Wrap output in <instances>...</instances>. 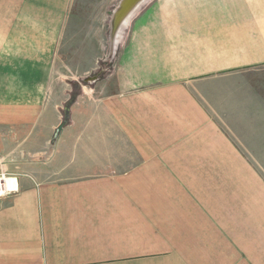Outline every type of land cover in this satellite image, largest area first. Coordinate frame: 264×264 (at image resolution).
<instances>
[{
    "label": "crops",
    "instance_id": "1",
    "mask_svg": "<svg viewBox=\"0 0 264 264\" xmlns=\"http://www.w3.org/2000/svg\"><path fill=\"white\" fill-rule=\"evenodd\" d=\"M120 2L0 0V129L40 148L0 264H264V0H146L113 49ZM107 50L113 91L63 114L54 58Z\"/></svg>",
    "mask_w": 264,
    "mask_h": 264
},
{
    "label": "rangeland",
    "instance_id": "2",
    "mask_svg": "<svg viewBox=\"0 0 264 264\" xmlns=\"http://www.w3.org/2000/svg\"><path fill=\"white\" fill-rule=\"evenodd\" d=\"M107 49L109 50L108 44ZM108 50L106 55L100 57L69 56L54 58L56 70L51 74L52 101L61 106L63 114L69 113L71 104L85 91L91 94L94 93L95 96L113 91V88L108 87L107 84L116 81L117 56L115 51L109 52ZM65 123H69L66 116ZM22 137V132L12 135L9 130L0 129V166L3 165L4 168L0 169V173L17 176L27 169L20 167L15 171L16 173H12L13 169H6L7 164H21L28 160L37 162L40 150L39 143L35 141L33 145L23 147L20 142ZM254 148L255 151L249 155L253 157L255 164L260 167L259 171L264 175V145ZM26 150H30L31 154L26 153ZM35 172H39V170H35ZM49 175L53 176L52 174Z\"/></svg>",
    "mask_w": 264,
    "mask_h": 264
},
{
    "label": "water",
    "instance_id": "3",
    "mask_svg": "<svg viewBox=\"0 0 264 264\" xmlns=\"http://www.w3.org/2000/svg\"><path fill=\"white\" fill-rule=\"evenodd\" d=\"M144 1L146 0H121L119 6L114 10L110 35V43L112 47L114 46L113 39H115L117 33L123 29L126 19H129Z\"/></svg>",
    "mask_w": 264,
    "mask_h": 264
},
{
    "label": "built area",
    "instance_id": "4",
    "mask_svg": "<svg viewBox=\"0 0 264 264\" xmlns=\"http://www.w3.org/2000/svg\"><path fill=\"white\" fill-rule=\"evenodd\" d=\"M13 178L15 180L14 186L8 184V179ZM18 183L17 176H9L6 173H0V200L11 193L17 191Z\"/></svg>",
    "mask_w": 264,
    "mask_h": 264
},
{
    "label": "bare ground",
    "instance_id": "5",
    "mask_svg": "<svg viewBox=\"0 0 264 264\" xmlns=\"http://www.w3.org/2000/svg\"><path fill=\"white\" fill-rule=\"evenodd\" d=\"M128 18L126 19V21H125V23H127L128 22ZM121 31H122V29H121ZM121 31L119 32V33H117V37L115 38V39H113V41H114V46H113V49L115 48V46H116V44H117V42H118V38H119V36L121 35ZM8 184L10 185V186H14V184H15V180L13 179V178H9L8 179Z\"/></svg>",
    "mask_w": 264,
    "mask_h": 264
}]
</instances>
